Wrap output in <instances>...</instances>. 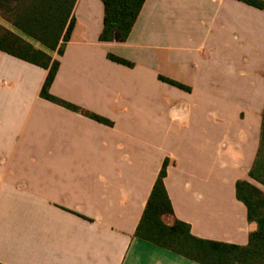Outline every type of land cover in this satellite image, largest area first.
<instances>
[{
	"label": "crops",
	"instance_id": "1",
	"mask_svg": "<svg viewBox=\"0 0 264 264\" xmlns=\"http://www.w3.org/2000/svg\"><path fill=\"white\" fill-rule=\"evenodd\" d=\"M75 16L64 55L52 53L61 65L51 93L113 125L43 99L48 71L0 51V264H201L136 236L166 160L175 218L197 238L247 245L257 224L237 182L264 190L250 177L264 11L147 0L126 42L100 40L101 0H78Z\"/></svg>",
	"mask_w": 264,
	"mask_h": 264
},
{
	"label": "trees",
	"instance_id": "2",
	"mask_svg": "<svg viewBox=\"0 0 264 264\" xmlns=\"http://www.w3.org/2000/svg\"><path fill=\"white\" fill-rule=\"evenodd\" d=\"M78 0H0V18L17 32L0 24V51L37 65L48 71L41 97L98 122L113 123L97 114L87 112L51 93L63 56L76 24L75 7ZM105 8L102 42H126L135 27L147 0H101ZM264 11V0H238ZM29 39V40H28ZM37 41L45 49L37 48ZM119 64L133 67L124 58L109 55ZM161 80L191 91V88L161 76ZM166 160L154 184L147 206L137 228L136 236L164 249L201 264H264V190L248 180L237 182V197L248 210V220L256 223L249 243L245 246L195 237L188 223L175 218L165 178ZM250 177L264 186V111L262 114L261 145Z\"/></svg>",
	"mask_w": 264,
	"mask_h": 264
},
{
	"label": "rangeland",
	"instance_id": "3",
	"mask_svg": "<svg viewBox=\"0 0 264 264\" xmlns=\"http://www.w3.org/2000/svg\"><path fill=\"white\" fill-rule=\"evenodd\" d=\"M76 113V112H75ZM86 116V115H85ZM89 118V117H88ZM91 119V118H90ZM94 120V119H93ZM96 121V120H95ZM98 122V121H97ZM101 123V122H100ZM102 124H104V123H102ZM113 125V124H112ZM111 126V125H110Z\"/></svg>",
	"mask_w": 264,
	"mask_h": 264
}]
</instances>
